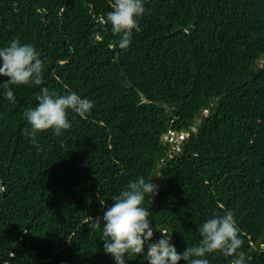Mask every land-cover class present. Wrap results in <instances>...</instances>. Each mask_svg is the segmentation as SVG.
Segmentation results:
<instances>
[{
  "label": "trees",
  "instance_id": "trees-1",
  "mask_svg": "<svg viewBox=\"0 0 264 264\" xmlns=\"http://www.w3.org/2000/svg\"><path fill=\"white\" fill-rule=\"evenodd\" d=\"M112 3L0 0V48L18 38L44 61L41 85L10 86L14 102L0 87V264H115L90 225L141 176H158L150 242L164 230L183 252L230 210L241 248L205 258L264 264V0H144L126 50L104 23ZM43 87L93 108L34 146L23 113ZM177 132L180 145L164 140Z\"/></svg>",
  "mask_w": 264,
  "mask_h": 264
},
{
  "label": "clouds",
  "instance_id": "clouds-1",
  "mask_svg": "<svg viewBox=\"0 0 264 264\" xmlns=\"http://www.w3.org/2000/svg\"><path fill=\"white\" fill-rule=\"evenodd\" d=\"M111 9L104 23L110 24L112 34L120 37L119 48L126 50L131 43L133 30L139 28L138 18L145 13L144 0H113ZM43 71L44 61L32 45H22L18 38H14L8 46L0 48V76L7 77L6 81L0 82V87L5 90L4 95L9 101H15L10 86L41 85ZM36 100V106L23 113L28 125L24 135L30 138L34 146L37 145L38 133L52 129L54 135L60 136L62 131L72 127L68 120L69 110L86 117L93 108L92 101L81 98L75 92L60 95L46 87L40 89ZM206 114L207 111L203 110L201 117ZM186 138V133L177 132L167 135L164 140L172 144L179 142L176 145H180ZM158 191V176L151 182H146L142 176L131 180L124 190L112 198L111 205L107 206L102 216H97L91 223V231H102L100 240L103 241V250L111 255L115 264H125V257L130 260L142 253L146 255L147 264H179L180 261L209 264L205 258L208 254L220 252L225 257H231L241 248L240 229L230 210L203 222L198 229V244L186 247L183 252H178L175 245L170 243L171 233L164 230L159 231L161 236L158 240L150 242L154 230L149 219L152 213L147 205ZM231 264H245L244 254L239 253Z\"/></svg>",
  "mask_w": 264,
  "mask_h": 264
},
{
  "label": "rangeland",
  "instance_id": "rangeland-1",
  "mask_svg": "<svg viewBox=\"0 0 264 264\" xmlns=\"http://www.w3.org/2000/svg\"><path fill=\"white\" fill-rule=\"evenodd\" d=\"M263 62H264L263 60L260 61V62L258 63V65L261 66V65L263 64ZM173 142H176V141L173 140ZM176 144H179V142H176Z\"/></svg>",
  "mask_w": 264,
  "mask_h": 264
},
{
  "label": "water",
  "instance_id": "water-1",
  "mask_svg": "<svg viewBox=\"0 0 264 264\" xmlns=\"http://www.w3.org/2000/svg\"><path fill=\"white\" fill-rule=\"evenodd\" d=\"M153 199H154V197L151 198V200H153Z\"/></svg>",
  "mask_w": 264,
  "mask_h": 264
}]
</instances>
